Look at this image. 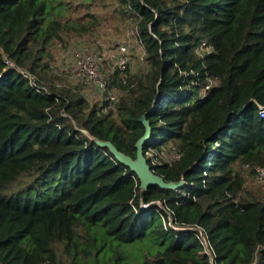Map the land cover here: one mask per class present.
I'll return each mask as SVG.
<instances>
[{
  "label": "trees",
  "instance_id": "obj_1",
  "mask_svg": "<svg viewBox=\"0 0 264 264\" xmlns=\"http://www.w3.org/2000/svg\"><path fill=\"white\" fill-rule=\"evenodd\" d=\"M109 15L143 67L128 50L104 112L54 63ZM259 107L264 0H0V264H210L201 233L216 264H264ZM148 130L151 170L179 189L142 190L101 145L136 160Z\"/></svg>",
  "mask_w": 264,
  "mask_h": 264
},
{
  "label": "rangeland",
  "instance_id": "obj_2",
  "mask_svg": "<svg viewBox=\"0 0 264 264\" xmlns=\"http://www.w3.org/2000/svg\"><path fill=\"white\" fill-rule=\"evenodd\" d=\"M113 9L105 11L101 10V14L113 12ZM112 19L113 16L109 15L108 20L103 21L102 25L98 27L93 34L85 38H79L75 40L72 45H77V48H73L71 50L69 49L65 52H57L56 61L54 63L56 67V74L59 75V79L58 77L56 79L59 85L64 86L70 84L73 86H79V88H81V92L89 99V101L93 104L97 103L99 106L103 103L102 95L93 85L83 87L79 81L78 83H74V79L69 75V64L64 62V60L68 58L70 53L73 54L75 50L81 48L80 46H86L98 52L102 71L109 80L112 78V74L114 73L113 62L119 57L123 56V52L120 49L123 46H126L129 50L130 56L134 52L131 57V70L137 72L139 69H141L143 65L139 58L140 55L136 56L135 53L141 54L142 47L135 42L132 28L127 24H114L112 23ZM202 93H204V91H202ZM144 156L147 161L148 159L153 162L159 160L158 151H150L144 154ZM160 157L170 161L177 159L178 153L167 148L162 152Z\"/></svg>",
  "mask_w": 264,
  "mask_h": 264
},
{
  "label": "built area",
  "instance_id": "obj_3",
  "mask_svg": "<svg viewBox=\"0 0 264 264\" xmlns=\"http://www.w3.org/2000/svg\"><path fill=\"white\" fill-rule=\"evenodd\" d=\"M120 50L123 52V56L119 57L118 59H116V61L113 62V68L114 71L118 70L120 71V73H122L128 65V49L126 46H123ZM72 56V64L68 67V69H70V76L73 79L85 82L89 86L93 85L102 95V104H107V106L104 107L103 111L107 112L108 110H111L114 107L115 102L118 101L120 92L108 87V79L102 71L98 52L86 46H83L75 50ZM259 109L260 116L264 118V107H259ZM254 173L258 182H264V167L255 168ZM201 236L206 244V248L203 254L209 255L211 257L210 264H216L215 255L212 248L207 244L203 233H201Z\"/></svg>",
  "mask_w": 264,
  "mask_h": 264
},
{
  "label": "water",
  "instance_id": "obj_4",
  "mask_svg": "<svg viewBox=\"0 0 264 264\" xmlns=\"http://www.w3.org/2000/svg\"><path fill=\"white\" fill-rule=\"evenodd\" d=\"M149 135L150 134L148 130L146 135L137 142L136 146L138 151H137L136 160H133L132 158L118 152L117 149L114 147V145L111 143H103L101 145L109 146L112 152H114V154L118 158V160L121 163L125 164L127 167H129L131 171L137 174V176L141 181L142 190H146L153 185H158L161 188L170 189V190L179 189L184 185L183 181H181L180 183H167L162 177L154 174L153 171L151 170L148 161L143 153V146L145 142L148 140Z\"/></svg>",
  "mask_w": 264,
  "mask_h": 264
},
{
  "label": "crops",
  "instance_id": "obj_5",
  "mask_svg": "<svg viewBox=\"0 0 264 264\" xmlns=\"http://www.w3.org/2000/svg\"><path fill=\"white\" fill-rule=\"evenodd\" d=\"M110 77V76H109ZM78 81L80 82V83H83V82H81L80 80H76V79H74V83H78ZM84 86H89V85H87L85 82H84Z\"/></svg>",
  "mask_w": 264,
  "mask_h": 264
}]
</instances>
